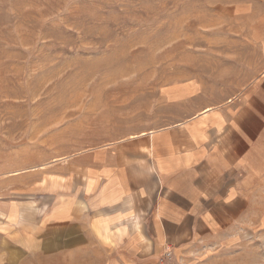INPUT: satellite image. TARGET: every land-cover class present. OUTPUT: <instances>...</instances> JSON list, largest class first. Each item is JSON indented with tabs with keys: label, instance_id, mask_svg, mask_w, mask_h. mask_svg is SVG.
Listing matches in <instances>:
<instances>
[{
	"label": "rangeland",
	"instance_id": "1",
	"mask_svg": "<svg viewBox=\"0 0 264 264\" xmlns=\"http://www.w3.org/2000/svg\"><path fill=\"white\" fill-rule=\"evenodd\" d=\"M260 76L264 0H0V264H264V179L219 232L150 209L113 226L43 212L105 145L156 199L129 133L237 104Z\"/></svg>",
	"mask_w": 264,
	"mask_h": 264
},
{
	"label": "crops",
	"instance_id": "2",
	"mask_svg": "<svg viewBox=\"0 0 264 264\" xmlns=\"http://www.w3.org/2000/svg\"><path fill=\"white\" fill-rule=\"evenodd\" d=\"M128 136L147 142L142 165L156 178V199L142 188L133 165L115 163L105 145L96 151L92 175L86 169L84 187L73 182L71 198L43 212L61 222L85 216L93 224L113 226L150 209L165 224H191L206 233L240 225L250 207L251 189L264 179V76L250 83L237 104L203 106L157 131L147 128ZM161 191V200L174 203L176 216L160 210Z\"/></svg>",
	"mask_w": 264,
	"mask_h": 264
}]
</instances>
